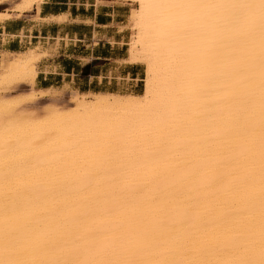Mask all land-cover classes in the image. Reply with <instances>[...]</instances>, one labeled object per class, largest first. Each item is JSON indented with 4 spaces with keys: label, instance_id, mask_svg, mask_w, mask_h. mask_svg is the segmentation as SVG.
<instances>
[{
    "label": "bare ground",
    "instance_id": "bare-ground-1",
    "mask_svg": "<svg viewBox=\"0 0 264 264\" xmlns=\"http://www.w3.org/2000/svg\"><path fill=\"white\" fill-rule=\"evenodd\" d=\"M132 1L142 95L38 114L5 92L41 55L5 53L0 264H264V0Z\"/></svg>",
    "mask_w": 264,
    "mask_h": 264
},
{
    "label": "crops",
    "instance_id": "crops-1",
    "mask_svg": "<svg viewBox=\"0 0 264 264\" xmlns=\"http://www.w3.org/2000/svg\"><path fill=\"white\" fill-rule=\"evenodd\" d=\"M15 3L0 5L10 16L0 21V61L5 53H47L32 90L60 92L65 102L71 95L141 93L143 65L127 63L131 1L42 0L22 13Z\"/></svg>",
    "mask_w": 264,
    "mask_h": 264
},
{
    "label": "rangeland",
    "instance_id": "rangeland-1",
    "mask_svg": "<svg viewBox=\"0 0 264 264\" xmlns=\"http://www.w3.org/2000/svg\"><path fill=\"white\" fill-rule=\"evenodd\" d=\"M17 1L19 2L20 0H8V4H10V5H12L13 3H17ZM124 1H131L132 2V6H131V12H130V17H128V27H129V29L131 30V32H132V37H131V39H130V43H131V41H132V38L133 37H135L136 35H137V30L136 29H134V26H135V22L133 21V19H132V12H133V10H135V9H137L138 8V3H136V2H134V1H132V0H124ZM15 3V4H16ZM6 18H10V17H0V21H2V20H4V19H6ZM129 43V44H130ZM128 49H129V57H130V46L128 45ZM47 56V53H45V54H42V56H40V59L38 60V61H40V60H42L44 57H46ZM43 57V58H42ZM129 57H128V59H129ZM2 58H3V56H2ZM2 61V60H1ZM1 61H0V65H1ZM127 63H129V60H127ZM37 64V63H36ZM37 66H38V64L36 65V68H37ZM143 68H144V75H143V80H144V78H145V66L143 65ZM37 72H38V69H37ZM33 83V82H32ZM32 83H30V84H28L27 86L26 85H23V86H21V87H19V88H17V89H15V88H11L9 91H6L5 92V95H7V96H10V95H12V94H15V93H18V92H28V90L29 91H32V89H31V84ZM142 84H143V90L141 91V93L140 94H120V95H142L143 93H144V82H142ZM31 89V90H30ZM52 93V94H51ZM51 93H50V95L48 96V98H45V99H42V100H39V101H37L36 103H34V104H29V105H24L23 107L24 108H29V109H34V110H36L37 112H38V114H42V110H43V108L46 106V105H50V104H59V105H62V106H64V107H69V106H72V103H73V100H75V98L77 99V98H79L80 97V95H71V97H70V99H69V101H67V102H65V101H62V100H60L59 99V96H60V92H57V91H54V92H52L51 91ZM117 94V93H116ZM53 97V98H52ZM40 102V103H39ZM46 103V104H45Z\"/></svg>",
    "mask_w": 264,
    "mask_h": 264
}]
</instances>
